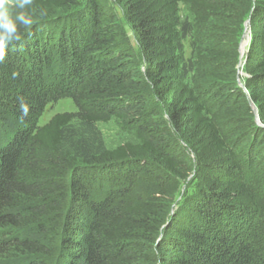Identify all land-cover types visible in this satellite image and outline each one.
<instances>
[{"label": "trees", "instance_id": "trees-1", "mask_svg": "<svg viewBox=\"0 0 264 264\" xmlns=\"http://www.w3.org/2000/svg\"><path fill=\"white\" fill-rule=\"evenodd\" d=\"M181 6L208 33L189 59ZM30 11L33 34L0 64V264H264V207L255 210L239 155L264 164L253 108L264 125V0H34ZM67 98L78 111L41 125ZM113 119L146 140L108 149L97 124ZM195 166V189L173 214ZM141 175L154 194H135Z\"/></svg>", "mask_w": 264, "mask_h": 264}, {"label": "rangeland", "instance_id": "rangeland-1", "mask_svg": "<svg viewBox=\"0 0 264 264\" xmlns=\"http://www.w3.org/2000/svg\"><path fill=\"white\" fill-rule=\"evenodd\" d=\"M121 15V14H120ZM249 21V20H248ZM247 21V22H248ZM188 22L193 26V36L191 39H188L184 41V51H185V58L189 59L191 57L192 51L190 50V43L195 40V43L199 49L203 47L205 44V40L208 36V33L206 31V27L204 25H201L197 22V19L195 15H193V10L189 7L181 6L180 12H179V24L180 27L182 24ZM245 23V26L243 28L242 36L239 40V49H240V64H239V83L244 88V85L241 83V80L245 77V62H246V54L248 51V47L250 45L246 44L249 42V39L251 41V34L250 36H247L250 31V24ZM121 23L124 26L125 33L129 37V48L130 51L134 53V55L137 57V59L141 58V52L139 49V45L137 43L135 34H133L132 29L130 26L125 22L124 18L121 17ZM245 56L243 57L241 55V46L245 45ZM241 66V67H240ZM145 68V65L143 64L142 69ZM200 70H196L195 73H193L190 77V82H198L199 76H200ZM254 111H255V119L257 125H259V128L264 130L263 122L260 121L258 111L253 105ZM78 108L76 107L75 103L72 99L67 98L60 100L57 103L51 104L46 109L43 117L40 120V124L44 125L46 124L53 116L60 113H68V112H77ZM168 119V117H166ZM97 128L100 131L103 139V143H105L106 147L108 149H116L123 144L126 143H133V144H140L143 141L146 140L148 134L145 131H142V129H139L138 127L129 124L124 121H118L116 119L111 120L108 123L104 124H97ZM177 135V134H176ZM176 141L179 142L180 146L178 145V150H183L184 156L187 158V162L190 165H194L196 163V157L191 152V150L187 147V144L183 141H180L179 137H176ZM239 155L243 156L244 161V173L247 176L248 180L252 184L253 190V198L254 202L257 205L255 210H260L264 207V164L262 166L253 167L248 162V159H250L247 155V149H243V152H240ZM198 172L195 168H193L192 173L190 174V179L182 184L180 191L177 193V196L175 197L172 213L175 214V210L180 204L181 201L185 199V197L188 196L189 193L193 192L196 186V178L198 177ZM141 179L138 181L135 194L138 196L142 195H148V194H154L156 192V182L153 178L149 176H143L141 175ZM190 195V194H189ZM249 207H254L253 203L249 202ZM253 214L255 212L251 209Z\"/></svg>", "mask_w": 264, "mask_h": 264}, {"label": "clouds", "instance_id": "clouds-1", "mask_svg": "<svg viewBox=\"0 0 264 264\" xmlns=\"http://www.w3.org/2000/svg\"><path fill=\"white\" fill-rule=\"evenodd\" d=\"M34 0H0V64H4L8 56L9 45H21L25 36H31L34 17L31 8ZM45 15V13H41ZM20 72L13 70L11 79L20 78ZM20 121L30 115V106L22 98L19 102Z\"/></svg>", "mask_w": 264, "mask_h": 264}, {"label": "water", "instance_id": "water-1", "mask_svg": "<svg viewBox=\"0 0 264 264\" xmlns=\"http://www.w3.org/2000/svg\"><path fill=\"white\" fill-rule=\"evenodd\" d=\"M247 24H250V21H248ZM250 34H251V33H249L247 36H250ZM249 43H250V39H249V42L246 43V44H249ZM246 44L241 46V55H242L243 57L245 56V53H246V52H245V46H246ZM240 67H241V66H240Z\"/></svg>", "mask_w": 264, "mask_h": 264}]
</instances>
